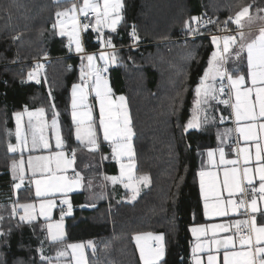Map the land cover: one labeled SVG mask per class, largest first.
I'll return each mask as SVG.
<instances>
[{
    "label": "trees",
    "instance_id": "1",
    "mask_svg": "<svg viewBox=\"0 0 264 264\" xmlns=\"http://www.w3.org/2000/svg\"><path fill=\"white\" fill-rule=\"evenodd\" d=\"M72 2L0 0V261L43 264L41 247L51 257L61 245L91 242L89 264H142L134 237L154 233L165 238L166 254L160 264H193L191 228L207 223L199 173L206 153L218 148V137L228 124L219 116L214 123L185 131L194 115L193 88L213 46L210 38L174 40L189 35L185 21L192 27L197 24L191 17L223 21L249 4L253 17L264 16L257 12L264 9V0H123L116 32L103 31L102 39L112 38L118 61L107 73L114 95L128 101L136 173L149 175L151 182L134 201L121 191L97 205L88 204L84 193L71 195L67 198L71 213L63 215L67 236L62 242H50L48 221L29 223L20 219L21 212L13 215L14 204L37 199L27 185L14 187L18 182L11 165L19 154L9 146L17 143L14 116L26 110L44 109L48 119L60 120L71 138V91L81 83V58L67 57L73 51L66 49L69 39L53 24L56 12L70 8ZM133 25L136 41L130 36ZM97 36L94 31L86 33L91 49L109 50ZM45 58L53 60L48 65L33 63ZM245 70L241 65V72ZM30 72L37 73L35 79H29ZM225 110L229 115V107ZM104 164L107 173L118 174L113 158L107 155ZM62 209H56L53 220L61 219Z\"/></svg>",
    "mask_w": 264,
    "mask_h": 264
},
{
    "label": "snow or ice",
    "instance_id": "2",
    "mask_svg": "<svg viewBox=\"0 0 264 264\" xmlns=\"http://www.w3.org/2000/svg\"><path fill=\"white\" fill-rule=\"evenodd\" d=\"M252 4L240 7L234 14H230L223 21L208 19L201 21L199 17H191V21L197 22V27H192L189 21H185V30L189 35H199V28L207 24L215 25L221 35H211L210 42L213 50L207 61V67L203 71V75L199 77L198 82L193 88V119L189 120L184 126L185 131L195 129L200 126L201 122L207 123L209 120L215 121V117L208 115L213 102L219 105L230 107L235 116L237 125L235 131L240 134L246 145L251 143L255 148L253 166V152L248 146L239 147L237 143L236 154L237 159L226 160L224 147H220L219 157L221 163L230 165L225 167L222 182L215 172L200 171V188L205 200L204 210L205 216H228L227 207H221V189H226L229 199L227 203L231 205V211L237 212L238 208L244 206L247 202L241 200L239 204L231 199L236 192L242 194L250 192L252 199L250 201L251 213H260L261 222L257 223L256 215H252L250 220L237 219L233 222L237 232L231 235H225L222 239H217V232H228L231 225L213 224L207 226L211 228L212 239L207 241V248L203 244H198L193 249L194 264H204L203 258L197 255V250L203 253L207 250V264H220L219 253L222 252V264H264V208L258 207V199L264 201V26L258 30V34H254L251 28L245 31V21L250 25L254 18L264 20V16L253 17L250 13ZM123 4L121 0H83L82 4L72 3L70 8H65L56 12V23L53 24L55 29L57 25L60 27L59 35H67L69 37V48L74 44L75 51L80 54L81 83L72 86V120L76 124L75 139L81 144L87 140V145L91 146L90 150H98V130H102V138L111 144L112 157L127 163H120V176L107 177L113 184L118 181L123 184L127 190V198L136 200L140 195V185L148 186L151 182L150 176L142 174L134 175L136 169L135 152L132 144L135 135L132 121L125 104V97H118L119 103H115L109 98L111 91L108 88V81L104 73L108 71L111 64L117 63L115 54V45L109 36L103 37V29L108 28L111 32H116L117 25L120 23L122 16L120 10ZM257 12H264V9H257ZM81 17L88 20L82 23ZM94 17V23L92 22ZM63 18V19H61ZM67 23L71 24V28L66 30ZM230 25H235V29H230ZM91 27L92 31L98 33L97 39L101 41L102 46L106 45L111 51H101L96 53H88L81 42V32L87 31ZM131 38L136 41L138 36L133 25L130 33ZM97 59L103 61L102 65L97 64ZM84 61L87 63L85 64ZM231 61V70L226 65ZM241 65L246 67V73L241 72ZM29 79H35L34 73H29ZM91 81V83H90ZM39 82V80H37ZM94 85V88H93ZM95 92V99L99 103V121L98 125L93 120L92 110L80 113L78 118L77 108L79 99L80 105H85L88 99V90ZM179 95V94H178ZM86 106V105H85ZM53 107H55L53 105ZM43 114V109L39 110ZM32 115V113H29ZM20 113H16L17 122L19 124ZM202 117V121H201ZM223 117L220 118L223 122ZM87 120V128L82 125ZM52 127H57V120H52ZM229 133L231 129L227 130ZM17 139H20L19 128L17 129ZM40 141H43V147L48 148V142L41 135ZM38 146L37 137L33 133V148ZM68 147L66 142L61 138L59 132L56 135V148L61 149L54 153V156H38L33 159L29 158V166L33 169V175L37 170L47 172L46 176L34 180L36 189L35 194L41 198V213L47 215V210H51L54 206V199L57 195L64 196L62 204L68 205V212L71 213L70 201L66 198L67 194L74 188L79 187L83 179L77 172L73 177L63 174L67 168L71 167L75 161L76 149H71V159H68L64 148ZM10 151L15 152L16 146L10 145ZM209 157H213L214 153L210 151ZM55 160V170L50 166ZM107 159V157H105ZM17 164L13 161V168ZM60 173V174H57ZM127 178L125 182L124 178ZM208 178L207 185L205 178ZM258 178V186L255 180ZM21 180L23 177L21 176ZM246 181V186L242 184ZM20 185L14 187L19 188ZM259 194L258 197L256 194ZM214 199V204L208 201ZM19 208L25 210L26 216L20 219H34L30 210H34V205L21 204ZM13 215L16 214L17 206L12 207ZM246 214V213H244ZM0 220L3 217L0 216ZM63 220V214L61 215ZM207 228L201 225L199 229L193 228V233H203L207 235ZM55 229V230H54ZM48 232L53 242H62L64 233L60 229V225H48ZM240 234L237 240L234 238ZM3 235V233H0ZM140 253L142 264H160L164 254L163 235L153 236L152 233L136 235L134 237ZM150 240L158 242L157 246L149 244ZM43 243V242H42ZM91 244V242H89ZM215 253L213 254V247ZM67 248L72 249L73 258L76 253L83 248L81 244H69ZM40 260L43 264H53V261H59L60 258L67 255L66 251H58L55 257L45 256L43 248L38 250ZM0 264H6L0 261ZM76 264H82L80 259H76Z\"/></svg>",
    "mask_w": 264,
    "mask_h": 264
},
{
    "label": "crops",
    "instance_id": "3",
    "mask_svg": "<svg viewBox=\"0 0 264 264\" xmlns=\"http://www.w3.org/2000/svg\"><path fill=\"white\" fill-rule=\"evenodd\" d=\"M57 1H65V0H57ZM261 26H264V20L262 22L252 21L250 25L245 26V31H248V29L251 28V30L253 31L254 34H258V30ZM107 30L108 29L104 28L103 31H107ZM72 47L75 50L74 44L72 45ZM242 73H246V70ZM105 74H107V72ZM107 81H109V79H107ZM110 94H111V99L116 103L114 93L110 92ZM225 108L227 109L226 106L219 105V104H216L213 102L212 107L210 108L209 112L211 113V116H214L215 118L220 116V117H223L224 119H228L231 117V114L229 113L230 116L229 115L225 116V114L227 113V110H225ZM25 112H27V110ZM25 112H23V113H25ZM97 115L99 116V107L97 110ZM233 115H234V112H233ZM14 119H15V123H16V131H17V129L20 127L16 122V114L14 116ZM234 119H235V116H234ZM212 123H214V121H212ZM208 124H211V123L209 122ZM236 127H237V125L235 123L234 126L231 124H228L227 126L222 128V132H221L222 135H219V136L224 137V139L220 140L218 137V140H219L218 148L211 149L208 151V153L210 151H212L214 153V156L209 157V155L207 153V166H206V168H203V170H202L205 172L217 173L221 182L223 180L224 168L225 167H231V166L230 165H224L223 163H221L218 149L220 147H224L226 160L237 159V154H233V152H232L233 151L232 142L235 140V138L238 139L241 148L245 147V146H248L251 148V151L253 152V166L255 165V160H254L255 148H254V146L251 145V143H249L248 145L245 144L243 139L240 137V134L235 131ZM229 129L232 130L230 133L227 131ZM19 132H21V130H19ZM220 141L221 142L223 141L222 144H220ZM22 144H23V142L20 141V139L19 140L17 139V143H16V145H14V146H16V151L13 153L19 154V157L15 160L17 167L14 169L13 163L11 165L12 176H13L14 180L18 182V185H20L19 187H24L27 185L28 187L32 188L33 195L37 199V201H35V202L41 203L42 202L41 198H38L35 194L36 186H35L34 180L38 179V178H42L43 176H46L47 172L42 173L39 170H37L36 175L34 176L33 175V169H32V167L29 166V163H28L29 158H32L33 163H35V157H38V156H54V153L60 151L61 149H56V150L51 149L49 151L45 150V151H38V152L31 151L30 153H23L19 149V147H22ZM106 144L111 146L110 143H106ZM63 150H64L67 158L71 159V149H67V147H65ZM107 155L109 157L113 158L111 151L109 153H108V151L103 152V150H101L100 146H99L98 150H96L94 152L88 151L87 149H84L83 152H79V150L76 149V155H75L74 163L72 164L71 167L67 168V170L65 172H63V174L68 176V177H73L75 175V173L78 172L83 179L81 180L80 186L74 188L71 192H69L67 194L66 198L70 197L73 194L84 193L88 204L97 205L98 203L108 199L110 197V195H112L113 192H116V191L127 192V190L124 189L123 184L120 183L119 181L116 184H113L111 180L107 179V177H114V176L119 177L120 176V163L125 162V161L127 162V160L125 159L124 161H119V160L113 158V160L116 162V164L118 166V174L117 175H110L109 173L106 172L105 164H104V161L106 160L105 157H107ZM50 166L55 170L56 166H55V160L54 159H53V162ZM136 169H137V164H136ZM57 174H60V173H57ZM134 175L138 176L137 173H135ZM21 176L23 177V180H21ZM207 180H208V178L206 177L205 178L206 185H207ZM255 183H256V186H258V178L255 180ZM245 186H246V181L244 182V184H242V187H245ZM146 187L147 186H144L141 184L140 185V191L145 189ZM201 195H202V193H201ZM220 195H221L220 206L222 208L227 207L229 210V215L226 217H224V216H205V210H204V217L207 221V223L204 224V226L206 228L212 222H218V221H222V220H233V221H235L237 219L245 220V218L242 215V210L240 208H238L237 212L231 211V205L227 203V200L229 199L227 190L221 189ZM242 195H243L242 193L236 192L232 195L231 199L233 201L237 202L238 200L241 199ZM256 195L258 197L259 194L257 193ZM50 199H54V206L51 208V210H47V214L49 216L48 218H51L50 220H48V219L46 220L48 222L55 221L53 219L55 216L56 209L59 206H61L60 201L65 199V197L57 195L54 198L50 197ZM202 199H203V205H204L205 200L203 198V195H202ZM251 199H252V195L250 197V201H251ZM250 201H249V205H250ZM35 202H33V203H35ZM208 203L210 205L214 204L215 200L210 199L208 201ZM64 205L68 208V205H66V204H64ZM258 207L264 208V201H260L258 199ZM249 209H250V206H249ZM40 212H41V209H40ZM252 214L256 215L257 223L259 224L261 222V214L260 213H252ZM200 226H195L193 228L199 229ZM193 228H191V234H192V237L194 239L193 248H192V255H193V249L196 248V246L198 244H203L207 248V241L212 239L209 228H207V235H204L203 233H200V232H197L194 234L192 231ZM152 234H153V236L161 235V234H154V233H152ZM140 235H142V234H140ZM217 239H220V238H217ZM135 243H136V241H135ZM149 244H151L155 247V246H157L158 242L155 240H150ZM136 247H137V243H136ZM163 247H164V254H163V257H162L160 263L164 260L165 254H166L164 235H163ZM212 247H213V254H216L214 251L215 246L213 245ZM137 250L139 253L138 247H137ZM222 252H223V250H221V253L218 254L220 257V264H222ZM196 254L202 256L204 264H207V250L203 253H200L199 250H197ZM139 256H140V253H139ZM193 264H194V259H193Z\"/></svg>",
    "mask_w": 264,
    "mask_h": 264
},
{
    "label": "rangeland",
    "instance_id": "4",
    "mask_svg": "<svg viewBox=\"0 0 264 264\" xmlns=\"http://www.w3.org/2000/svg\"><path fill=\"white\" fill-rule=\"evenodd\" d=\"M65 1H69V0H65ZM71 1H73L72 3L75 2V3H79V4H82V2H83V0H71ZM121 2L123 4V0H121ZM101 3H102V0H101ZM121 11H122V9L120 10V14H121ZM61 19H63V18H61ZM70 28H71V24L67 23L66 30H68ZM106 29H108V28H106ZM59 31H60V27L58 25V34H59ZM64 36H66L69 39V37L67 35H64ZM96 62H97L98 65H102L104 63L103 61H100L99 59H97ZM34 75L36 77L37 73H34ZM90 83H91V81H90ZM93 88H94V85H93ZM108 88L111 89L109 81H108ZM110 92L111 93L113 92L112 89H111ZM114 96H115L116 103L118 104L119 103L118 97H120V95L119 96L114 95ZM109 98L111 99V94L110 93H109ZM72 99H73V97H72V91H71V122H72V125L74 126L72 134H71V138H68L66 136L64 128H63V125L60 122V120H58V118H56L57 127L56 128L52 127V120L53 119H48L47 113H46V111L44 109H43L44 110L43 114L40 113V111H39L40 109L39 110H27V112H25V113H20L21 116H20L19 124L17 122V118H16V122H17V124L20 127L19 130H21V132H20V141L23 142L22 147H19L21 152L30 153L31 151L38 152V151H45V150L49 151L51 149H55L56 150L57 149L56 148V135H57V132H59L61 138L66 142V145H68L67 149L75 148V149H78L79 152H83L84 149H87L88 151H92V150H90L91 146L87 145V140H85L84 143L81 144L80 142H78L75 139L76 124L72 120V111H73L72 110ZM77 101H78V108H77L78 118H79V114L80 113L87 112L88 109L91 108L93 120L96 121V123L98 125L99 116L97 115V110H98V107H99V103L95 99V92L93 90H91V89L88 90V99H87V101H85V105L86 106L79 104L78 97H77ZM125 104H126V107L128 109V112H129V115H130V118H131V113H130L128 101H127L126 98H125ZM29 113H32V115H29ZM208 115L210 117H212L210 112L208 113ZM201 121H202V117H201ZM210 121L211 120H209V122ZM209 122H207V123L201 122L200 126H202L204 124L208 125ZM87 123H88L87 120H85V123L82 125V128H87ZM200 126L198 128H195V129H200ZM190 130H192V129H190ZM34 132L36 134L37 142H38V146L35 147V148H33V133ZM41 135L44 137V140H46L48 142V145H49L48 148H44L43 147V141L39 140V137ZM219 139L222 140V139H224V137L219 136ZM222 142L220 141V144H222ZM106 143H109V142L103 140V138H102V130H98V141H97L98 148H99V145H102V144L106 145ZM132 144H133V139H132ZM133 148H134V144H133ZM134 152H135V148H134ZM207 153H206V164H205L204 168H206V166H207ZM124 163H127V162L125 161ZM135 173H136V169L134 170V174ZM124 179L127 182V178L125 177ZM141 192H142V190L140 191V193ZM127 200L134 201V200H130L128 198H127ZM25 204L34 205V210H30V212H31V215L34 216L35 218L31 219V220L26 218V219H24L22 221L30 223V222L39 221L40 219H42L43 221H46L47 219L48 220L51 219V218H48L49 217L48 214L45 215V214H42L40 212V204L41 203H38V202L33 203V202H31V203H25ZM63 207H65V206L63 205ZM17 211L21 212L20 217L21 216H26L25 210L22 209V208H19V205L17 206ZM64 218H65V216H63V220L59 219V220H55V221L47 223V229H48V225H50V224L51 225H56V224L60 225V229L64 233L63 240L67 236ZM47 239L50 242H53V241H51V238L49 236V232L47 233ZM70 244H81V245H83V248L80 250L83 253V255L81 256L80 252H77L76 253V258H73V255H72V251L73 250L70 249V248H67V244L66 245H61L55 252H53L51 254V257H55L56 253L58 251H61V250L66 251L67 255H65L64 257L60 258L59 261H56L53 264H76V259H80L82 264H89L88 250L91 248V244H89L87 242L86 243H70Z\"/></svg>",
    "mask_w": 264,
    "mask_h": 264
},
{
    "label": "built area",
    "instance_id": "5",
    "mask_svg": "<svg viewBox=\"0 0 264 264\" xmlns=\"http://www.w3.org/2000/svg\"><path fill=\"white\" fill-rule=\"evenodd\" d=\"M92 19V22L94 23V17L91 18ZM209 18L205 19L204 21L208 20ZM211 19V18H210ZM214 20V19H212ZM81 21L82 23H87L89 22L88 20H85L83 17H81ZM231 26V25H230ZM194 27H197V24L194 25ZM230 29H235V28H231ZM88 31H92L91 27L87 30V31H82L81 32V42L84 46V48L86 49V51L88 53H96L97 55L101 52V51H111L110 49L109 50H92L91 49V46L90 44L88 43V41L86 40V33ZM221 35L222 33L220 32V30L215 26V25H212V24H207L205 26H201L199 28V35H196V36H192V35H188V36H185V35H180V37L176 40H174V42H185L187 40H197V39H204V38H210L211 35ZM66 49L67 50H70L72 51V54H69L67 57H80V54L77 53L73 47L71 46V48H69V45L66 46ZM116 50V49H115ZM53 59L52 58H45V59H41V60H36V61H33V63H39V64H50V62L52 61ZM226 67H228V64L226 65ZM105 78L106 79H109L108 78V73L107 74H104ZM230 109V113H231V117L229 119H227L225 121V123L227 124H231V125H235V119H234V115H233V110L229 107ZM237 143L239 144V147H240V143L238 141L237 138H235V140L232 142V145H233V154H236V146H237ZM105 147H107L111 152H112V148L110 145H105ZM251 193L248 192V193H244L241 197L240 200L237 201V203L239 204V202L241 200H244L246 201L247 203L240 207V209L242 210V215L245 219H249L251 218V216L253 215L249 209V201H250V197H251ZM60 205L62 206V214L63 215H68V208L61 203L60 201ZM63 205L65 207H63ZM246 213V214H244ZM233 220H222V221H218V222H212L210 223V225H213V224H216V225H219V224H228V225H231L230 228H229V231L228 232H221V231H218L217 232V236L216 238H220L222 239L225 235H231L233 233H236L237 230L233 224ZM209 231H210V234L212 236V231H211V228H209ZM240 234H244V233H239L236 235V237H234L236 240H237V243H238V237Z\"/></svg>",
    "mask_w": 264,
    "mask_h": 264
},
{
    "label": "water",
    "instance_id": "6",
    "mask_svg": "<svg viewBox=\"0 0 264 264\" xmlns=\"http://www.w3.org/2000/svg\"><path fill=\"white\" fill-rule=\"evenodd\" d=\"M91 208H92V209H97V208H98V206H92Z\"/></svg>",
    "mask_w": 264,
    "mask_h": 264
}]
</instances>
